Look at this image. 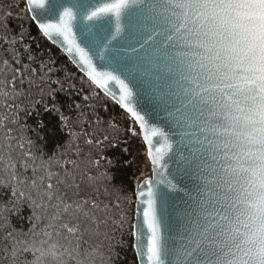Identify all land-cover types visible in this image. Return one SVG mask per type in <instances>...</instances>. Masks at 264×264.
<instances>
[{"label": "trees", "instance_id": "16d2710c", "mask_svg": "<svg viewBox=\"0 0 264 264\" xmlns=\"http://www.w3.org/2000/svg\"><path fill=\"white\" fill-rule=\"evenodd\" d=\"M147 167L132 117L43 35L25 0H0V264H139Z\"/></svg>", "mask_w": 264, "mask_h": 264}, {"label": "water", "instance_id": "95a60500", "mask_svg": "<svg viewBox=\"0 0 264 264\" xmlns=\"http://www.w3.org/2000/svg\"><path fill=\"white\" fill-rule=\"evenodd\" d=\"M114 2L48 0L45 9L28 10L41 22H58L63 10L72 8L76 40L92 56L98 70L121 76L133 90L132 103L149 127L169 132L174 151L165 157L167 172L159 175L160 166L152 164L142 138L151 176L138 185L163 178L181 188L180 192L164 185L158 188L164 264H227L238 246H248L244 233H250L254 242L264 243V167L257 168L252 158L255 145H242L229 133L220 82L204 68L200 57L194 23L198 0H120L118 20L114 14L85 19L91 11ZM117 23L121 31L103 52L102 46L115 34ZM45 37L88 78L63 37ZM100 90L116 103L119 100L118 85L112 83L108 90ZM181 140L186 159L183 170L178 171L175 152ZM153 143L159 147L163 141L157 137ZM142 208L136 194L134 225L146 244L149 233L142 213L137 211ZM134 246L139 264H149L146 255H138L135 237Z\"/></svg>", "mask_w": 264, "mask_h": 264}, {"label": "clouds", "instance_id": "9594fccd", "mask_svg": "<svg viewBox=\"0 0 264 264\" xmlns=\"http://www.w3.org/2000/svg\"><path fill=\"white\" fill-rule=\"evenodd\" d=\"M197 43L204 68L220 82L229 133L255 145L264 167V9L249 0H198Z\"/></svg>", "mask_w": 264, "mask_h": 264}, {"label": "snow or ice", "instance_id": "6c2138e0", "mask_svg": "<svg viewBox=\"0 0 264 264\" xmlns=\"http://www.w3.org/2000/svg\"><path fill=\"white\" fill-rule=\"evenodd\" d=\"M26 5L31 9H45L48 4V0H25ZM252 5H258L261 9H264V0H249ZM122 4L120 0H115L114 3L105 4L102 7L93 10L88 14L85 19L88 21L98 20L102 15L114 14L117 20L121 15ZM31 19L39 23V28L42 33L48 38L63 37V40L68 45V50L74 52L81 62L83 69L86 71L90 81L99 89L108 90L110 84L114 83L119 86V100L117 101L126 111L139 123V128L142 130V138L146 142V146L149 150L151 162L153 165H159L160 171L167 172V164L164 163L165 157L169 153L174 151L173 140L163 127L151 126L146 121L144 115L137 110L136 106L132 103L134 93L131 87L121 76L115 74L109 70H98L97 65L94 63L92 56L89 52L82 47L76 40V34L73 32L72 21L75 20V14L72 8L66 7L60 15L58 22H41L37 16L33 14ZM121 31V25L117 23L115 34L103 45V52L108 51V44H111L115 40ZM103 52L101 53V59H104ZM161 138L163 143L159 147H155L154 138ZM183 141L179 143V149L175 152L178 159V171H182V164L186 159L183 153ZM98 163V162H97ZM53 174L49 173L48 178L51 179ZM35 183V181H34ZM160 185L170 188L173 192H180L181 188L172 180H165L161 178L158 182L152 180L146 181L137 189V196L140 198L142 209H138V214L142 213L143 223L147 227L149 235L147 236V243L144 244L143 233L137 228L133 235L137 241L138 255L143 257L147 256L149 264H164L162 251H163V237L161 232V221L157 211V199L159 196L158 188ZM47 188L51 189L52 184H47ZM71 205L65 206V211L70 208ZM78 210H83L87 207V201L83 204H77ZM86 214V213H85ZM67 227V226H65ZM75 229L68 228V231L72 232ZM244 242L248 246H238L236 252L229 259L227 264H264V243H257L252 240L250 233H244ZM41 254H44L43 249L39 250ZM51 251V249H50ZM55 255V252H52Z\"/></svg>", "mask_w": 264, "mask_h": 264}, {"label": "rangeland", "instance_id": "374dc122", "mask_svg": "<svg viewBox=\"0 0 264 264\" xmlns=\"http://www.w3.org/2000/svg\"><path fill=\"white\" fill-rule=\"evenodd\" d=\"M148 170H149V168L147 167L146 169H145V173H144V178H146V177H149V176H151V174L150 175H148ZM143 178V179H144ZM142 178L140 179V182L143 180Z\"/></svg>", "mask_w": 264, "mask_h": 264}]
</instances>
